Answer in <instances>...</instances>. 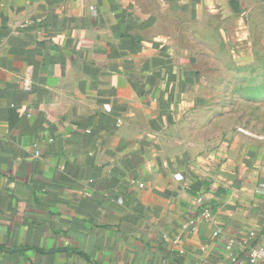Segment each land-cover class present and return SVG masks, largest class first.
I'll return each mask as SVG.
<instances>
[{"label":"crops","instance_id":"0c3cea01","mask_svg":"<svg viewBox=\"0 0 264 264\" xmlns=\"http://www.w3.org/2000/svg\"><path fill=\"white\" fill-rule=\"evenodd\" d=\"M262 87L264 0H0V264H250Z\"/></svg>","mask_w":264,"mask_h":264},{"label":"built area","instance_id":"2783aa9c","mask_svg":"<svg viewBox=\"0 0 264 264\" xmlns=\"http://www.w3.org/2000/svg\"><path fill=\"white\" fill-rule=\"evenodd\" d=\"M138 185L142 186L141 183ZM196 202L199 207L200 214L205 218H209L211 215L210 210L203 204V198L201 196L196 197ZM217 233L218 232L215 231L213 234L216 235ZM248 237V240H252V243L246 244L249 263L264 264V238L261 241H256L255 233L253 231L248 234ZM226 249L229 250L230 246H226Z\"/></svg>","mask_w":264,"mask_h":264},{"label":"rangeland","instance_id":"374dc122","mask_svg":"<svg viewBox=\"0 0 264 264\" xmlns=\"http://www.w3.org/2000/svg\"><path fill=\"white\" fill-rule=\"evenodd\" d=\"M263 91H264V87H262Z\"/></svg>","mask_w":264,"mask_h":264}]
</instances>
